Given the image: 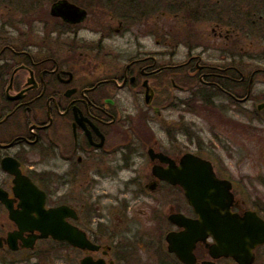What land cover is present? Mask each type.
Here are the masks:
<instances>
[{
    "label": "flooded vegetation",
    "instance_id": "flooded-vegetation-1",
    "mask_svg": "<svg viewBox=\"0 0 264 264\" xmlns=\"http://www.w3.org/2000/svg\"><path fill=\"white\" fill-rule=\"evenodd\" d=\"M164 18L168 28L160 26ZM0 42V253H26L32 256L21 263L34 264L50 244L76 252L78 264L87 257L126 264L123 232H143L144 245L165 222L167 251L157 262L186 264L169 251L167 235L185 230L170 217L197 214L183 187L156 169L180 166L192 152L161 149L157 120L165 107L185 112L199 103L204 112L219 111L233 132L241 105L264 113V0H0ZM213 167L232 184L231 211L264 220L242 207L235 183ZM109 182L118 184L117 200ZM128 185L140 192L133 198L154 200L150 210L141 201L139 214L157 225L127 223L134 208L124 202ZM165 191L166 200L181 198L189 211L170 206L159 221L157 195ZM102 199L124 209L118 222L102 219L93 206ZM55 208L65 209V222L97 250L41 237L35 226L42 211ZM215 244L213 236L197 242L194 264H239L214 258ZM261 251L264 243L252 264Z\"/></svg>",
    "mask_w": 264,
    "mask_h": 264
},
{
    "label": "rangeland",
    "instance_id": "rangeland-1",
    "mask_svg": "<svg viewBox=\"0 0 264 264\" xmlns=\"http://www.w3.org/2000/svg\"><path fill=\"white\" fill-rule=\"evenodd\" d=\"M162 11L164 9L160 10L159 13ZM167 23V18L160 19L161 27L168 28ZM178 27H181V25L177 24ZM2 44L4 43L0 42V50ZM189 108L190 110L185 112L183 110L182 112L173 111L170 106L163 109L162 116L158 117L157 120L158 128H155L159 147L171 155L192 152L210 159L222 177L231 179L235 183V193L241 201L242 207L244 209L259 210L264 215V113L256 115L250 104L241 105L238 115L239 122L236 131L232 132V130H226L230 126V121L216 117L217 114L221 117L219 111L209 109L204 112L199 103H192ZM123 176L129 179L132 174L128 171ZM105 187L108 188L111 197L115 200L114 194L118 193V184L109 182L105 183ZM128 188L131 192L128 191ZM128 188L126 195H124L126 198L121 196L126 199L124 202L134 207L132 214H129L132 219H129L127 223L132 225L145 223V225H148L147 227L157 225L139 214L141 201L143 208L150 210L154 200L144 197L141 200L136 197L133 198L132 196L138 195L140 192L133 194L132 187L128 185ZM167 196L166 191L157 195L160 212L159 221L167 219L166 217L171 212L170 206H173L176 211H189L186 201L181 198L174 200L175 197L166 200ZM114 200L102 199L93 205L103 212L102 219L104 221L109 222L113 219L114 222H118L120 214H125L124 209L122 210L118 205L115 206ZM88 203L90 202L88 201ZM105 204L111 206L109 207L110 210L112 209L110 214L104 212ZM132 225H129L128 228ZM166 225L164 222L160 228L161 230H156L157 234H149V237L152 236L154 239L150 243H148L149 240H146L147 243H144V245L139 239H142L146 234L125 230L122 236V245L128 252L126 264H158L157 261L164 257V253L167 251L165 234L171 225H169V228H166ZM101 231H103L102 227ZM45 249L42 252L44 253L43 259L38 261L39 257L36 258L34 264H78V254L76 252L56 248L50 244ZM259 254L261 258L258 259L257 264H264V252L261 251ZM31 256L26 253H17L13 256L0 253L2 261L10 262L12 260L20 264H25L21 262ZM82 256L83 253L79 255L80 258ZM222 264L234 263L223 261Z\"/></svg>",
    "mask_w": 264,
    "mask_h": 264
},
{
    "label": "water",
    "instance_id": "water-1",
    "mask_svg": "<svg viewBox=\"0 0 264 264\" xmlns=\"http://www.w3.org/2000/svg\"><path fill=\"white\" fill-rule=\"evenodd\" d=\"M160 159L168 163L171 161L164 154H160ZM156 173L161 179L182 186L197 214V218L180 213L170 217L173 223L185 228L182 232L167 235L170 252H175L182 262L194 264L193 251L197 242L213 236L217 243L212 247L214 258L233 257L239 264L253 263V250L264 243V220L252 211H247L244 216L231 211L235 201L232 184L217 177L211 161L188 153L182 158L180 166L171 163L166 169L157 168ZM66 216L67 212L62 208L43 210V221L35 227L41 230V237L52 236L82 249L97 250L85 233L65 222ZM82 264L105 263L87 257Z\"/></svg>",
    "mask_w": 264,
    "mask_h": 264
}]
</instances>
